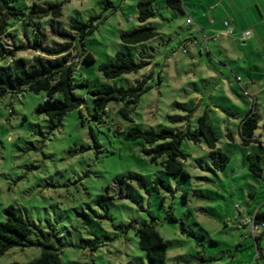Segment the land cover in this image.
I'll use <instances>...</instances> for the list:
<instances>
[{"label":"rangeland","instance_id":"rangeland-1","mask_svg":"<svg viewBox=\"0 0 264 264\" xmlns=\"http://www.w3.org/2000/svg\"><path fill=\"white\" fill-rule=\"evenodd\" d=\"M9 1L24 12L34 3ZM35 1L43 8L62 4L60 18L50 16L40 23L44 46L63 43L51 34L52 28L73 33L71 19L92 22L84 48L95 61L76 66L75 82H89L75 89L84 102L80 110L67 113L54 132L48 118L36 113L43 92L25 88L0 95V222L5 220L4 210L15 206L41 231L52 227L63 244L62 264H150L136 235L144 223H152L168 245L161 264H264V236L259 253L254 239L264 229L255 234L252 229L254 214L264 212V151L259 144L242 145L240 135L241 122L254 113L259 120L255 136L264 143V53L259 54L260 71L254 74L259 79L252 88L248 70L230 61L245 55L241 41L225 40L227 27L222 24L206 25L212 16L225 17L218 6L212 9L211 1L185 0L179 11L159 0L151 5L156 16L144 23L138 18L140 0ZM143 26L155 27L160 35L138 45L122 42V34ZM202 28L207 37L220 36L208 49ZM14 34L31 43L35 37L24 22ZM75 37L78 45L71 56L81 60V43ZM188 38H196L197 44H186ZM3 42L11 45L9 39ZM120 51L148 64L137 73L107 79L100 65L115 62ZM37 55L22 53L29 61ZM7 63L0 59V65ZM143 79L149 89L131 108L134 124L174 131L189 126L196 132L198 119L207 113L217 149L231 159L224 170L215 169L203 139L183 140L182 163L189 177L168 175L160 163L164 157L154 163L145 154L150 145L115 131L133 125L120 114L122 102L109 103L106 121L94 119L90 88L109 84L127 89ZM250 153L261 156V177L249 170ZM94 240L95 250L86 244ZM40 254L37 247L13 248L0 255V264H26Z\"/></svg>","mask_w":264,"mask_h":264},{"label":"trees","instance_id":"trees-1","mask_svg":"<svg viewBox=\"0 0 264 264\" xmlns=\"http://www.w3.org/2000/svg\"><path fill=\"white\" fill-rule=\"evenodd\" d=\"M159 0H140L138 2L139 21L146 22L156 16V12L151 9V5ZM169 8L174 10H184V0H165ZM60 18L62 16V4H50L47 8L39 7L34 0L33 5L27 12L14 7L9 0H0V59L9 60V63L0 65V95L17 94L27 88L32 92L45 94L43 103L39 104L36 113L45 115L50 122V131L54 132L63 126V121L67 113L75 109H81L84 99L75 94L77 87L89 86L88 81L75 82L74 71L79 64H91L95 59L90 52L85 50V43L88 36L93 31L92 22L84 23L77 19H71V30L73 33L52 28L51 34L59 37L63 43L58 47H45L40 30V23L48 17ZM24 22L33 28V42L22 41L20 34L15 35L19 24ZM75 34V35H74ZM160 33L155 27L143 26L131 32L121 35V40L127 45H138L150 41ZM81 43V52L78 58L72 59L71 51L77 42ZM4 39H9L11 45L5 46ZM37 53L32 61L25 59L22 53ZM142 58H146L143 57ZM148 62L137 63L125 52L116 54V61L103 63L100 71L107 79H115L125 74L137 73L144 68ZM149 87L147 80L143 79L130 88H114L109 84L96 85L89 89L93 97L95 113L94 119L106 121L109 115V103L112 101L122 102L120 114L133 125L127 130L115 131L124 133L127 140H143L150 148L145 150L152 162L159 163L165 172L172 176H183L188 178V173L184 170L182 161L186 155L182 150L183 140L200 143L202 139L209 149V157L213 166L217 170H224L230 163V157L223 151L217 149L218 138L209 120L208 114L204 113L198 119L196 132L191 131L188 126L181 131H174L167 127L159 130L146 129L134 124L131 115V108L135 107L143 93ZM80 116L83 117L80 111ZM259 120L250 113L240 124V135L242 145L249 146L252 143L259 144L264 151V143L256 136ZM230 139H234L232 133H228ZM248 166L251 173L261 177L263 166L261 156L257 153L248 155ZM5 220L0 222V255L6 254L13 248L37 247L41 249V254L33 261L26 264H62L60 260V248L63 244L59 240L56 231L49 227L46 231H41L34 223L23 216L15 206H9L4 210ZM173 219V218H171ZM253 223L264 229V212L257 211L254 214ZM129 227H134L131 224ZM36 236L32 239V236ZM139 238L140 248L146 252L150 264H161L166 260L168 245L163 237L158 233L152 223H144L136 229ZM264 236V231L260 237H254L258 253L260 252L259 240ZM98 240L87 241L86 244L94 245ZM205 260V258H204ZM72 264H80L74 262ZM126 264H135L132 261Z\"/></svg>","mask_w":264,"mask_h":264},{"label":"crops","instance_id":"crops-1","mask_svg":"<svg viewBox=\"0 0 264 264\" xmlns=\"http://www.w3.org/2000/svg\"><path fill=\"white\" fill-rule=\"evenodd\" d=\"M185 1V0H184ZM200 3L208 2L212 4V9L218 6L220 10L225 13L224 18H216L212 16L209 20L210 23L206 24L208 27H214L216 24L224 27L225 26V40L235 38L241 41V46H243L245 55L239 57L237 61L231 60L232 63H236L238 67L244 71L248 70L250 76V85L254 88L257 84V78L255 75L259 73L260 68V56L259 54L264 53V0H199ZM216 16V15H215ZM225 20V21H224ZM221 21H224L223 23ZM229 22L228 26L225 25ZM194 24V21H193ZM246 31H251V35L247 38L243 37V33ZM200 32L204 35V43L208 49L209 43L213 40L217 42L220 36L214 40V36L207 37L204 34L203 28ZM222 34V33H221ZM234 36V38H233ZM195 39V40H194ZM188 38L185 42L195 41L197 44V39ZM237 39V40H238ZM207 41V42H206ZM229 47H225V53L228 55ZM229 58V57H228ZM255 74V75H254ZM259 137V136H258ZM260 138V137H259ZM258 138V139H259Z\"/></svg>","mask_w":264,"mask_h":264},{"label":"built area","instance_id":"built-area-1","mask_svg":"<svg viewBox=\"0 0 264 264\" xmlns=\"http://www.w3.org/2000/svg\"><path fill=\"white\" fill-rule=\"evenodd\" d=\"M187 23L189 24V25H193V20L192 19H188L187 20ZM225 25L226 26H228V23H225ZM251 35V31H246V32H244L243 33V37H245V38H247V37H249ZM219 37V35H217V36H215L214 37V40H216L217 38ZM207 42V41H206ZM193 43H195V42H193ZM183 52L184 53H187L188 52V47H187V45H186V47L184 48V50H183ZM264 226V225H263ZM253 232H254V234H255V232L256 231H259L260 230V226H257V225H255L254 223H253Z\"/></svg>","mask_w":264,"mask_h":264}]
</instances>
